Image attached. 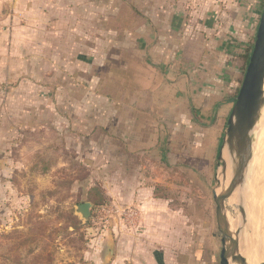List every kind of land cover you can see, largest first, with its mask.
Instances as JSON below:
<instances>
[{
	"label": "crops",
	"instance_id": "crops-1",
	"mask_svg": "<svg viewBox=\"0 0 264 264\" xmlns=\"http://www.w3.org/2000/svg\"><path fill=\"white\" fill-rule=\"evenodd\" d=\"M263 8L264 0H0V79L37 81L43 97L52 87L53 111L68 117L54 126L99 145L109 164L102 187L116 212L91 239L86 264H220L212 189ZM205 172L211 201L177 200L173 175L204 187Z\"/></svg>",
	"mask_w": 264,
	"mask_h": 264
},
{
	"label": "rangeland",
	"instance_id": "rangeland-1",
	"mask_svg": "<svg viewBox=\"0 0 264 264\" xmlns=\"http://www.w3.org/2000/svg\"><path fill=\"white\" fill-rule=\"evenodd\" d=\"M4 59L0 56V62ZM3 67L6 64H0V74ZM37 85V81L26 80L10 85L5 77L0 79V264H17V255L22 263L43 264L44 258L34 257L49 252L54 254L53 264H86L91 239L111 219L105 220L100 213L102 206L110 204L108 196L105 203L94 204L99 195L106 194L101 166L109 164L99 145L82 143L76 131L54 126L58 119L68 117H58L53 111L52 99L47 96L52 87L43 97ZM262 120L264 109L260 126ZM206 172L204 187L191 175L187 187L180 186L185 177L175 173L172 179L177 186L172 193L177 200L187 199L190 204L199 196L210 202L214 180ZM93 189L95 198L90 196ZM85 201L93 203V215L87 221L77 215L81 224L75 231L68 214L76 215V205ZM229 210L238 220L237 200ZM65 226H70V233L64 232ZM27 237L33 240L19 245ZM29 248L34 251L28 254Z\"/></svg>",
	"mask_w": 264,
	"mask_h": 264
},
{
	"label": "water",
	"instance_id": "water-1",
	"mask_svg": "<svg viewBox=\"0 0 264 264\" xmlns=\"http://www.w3.org/2000/svg\"><path fill=\"white\" fill-rule=\"evenodd\" d=\"M264 109V9L261 14L254 47L228 120V127L219 150V169L216 185L212 189L216 204V224L222 243L220 264H247L241 253L243 243L249 241L250 213L248 191L251 179L253 144L256 130L260 126ZM228 150L231 161L232 179L225 189L220 181L222 168L227 171L228 163L223 159ZM222 189V192H220ZM235 196L239 207L237 227L230 219L231 197ZM93 203L85 201L76 205L75 213L83 221L92 218Z\"/></svg>",
	"mask_w": 264,
	"mask_h": 264
},
{
	"label": "bare ground",
	"instance_id": "bare-ground-1",
	"mask_svg": "<svg viewBox=\"0 0 264 264\" xmlns=\"http://www.w3.org/2000/svg\"><path fill=\"white\" fill-rule=\"evenodd\" d=\"M262 121L263 124L261 123V126L256 130L253 144L252 178L250 179L248 195L250 235L249 241L243 243L241 248V253L246 259L247 264H264V120ZM223 159L228 163L227 171L222 168V172L220 173V181L223 185L222 187L225 189L229 186L232 179L231 161L227 149L224 150ZM220 192H222V189ZM230 201H236V197H231ZM230 219L234 222V227H237V218L231 217Z\"/></svg>",
	"mask_w": 264,
	"mask_h": 264
},
{
	"label": "trees",
	"instance_id": "trees-1",
	"mask_svg": "<svg viewBox=\"0 0 264 264\" xmlns=\"http://www.w3.org/2000/svg\"><path fill=\"white\" fill-rule=\"evenodd\" d=\"M222 144V143H221ZM96 190H100L101 191V193H103L104 194V190L103 189H96ZM94 191H95V189H93V192H91V194H90V196L92 197V198H95V193H94ZM97 191V192H98ZM92 193H94V194H92ZM94 195V196H93ZM97 195V194H96ZM97 197H98V195H97ZM107 201V195L106 194H104V196L103 195H99V199L98 200H94V204H101L102 202L103 203H105ZM102 203V204H103ZM68 216H69V219H70V221H71V225L75 228V231H78L79 230V226H80V224H81V220H80V218L77 216V215H75L73 212H70L69 214H68ZM64 232H66V234H68V233H70V226H65L64 227ZM32 241L33 239L32 238H30V237H27V238H25L24 240H22L20 243H19V245L20 244H25L26 242H28V241ZM34 251V249L33 248H29V250H28V254L29 253H31V252H33ZM40 257H42V258H44V260L43 261H41V263H43V264H53V259H54V254L52 253V252H49L48 254H38V255H35V259H38V258H40ZM22 258V257H21ZM17 261V264H27V263H22V259H20V257L17 255V259H16Z\"/></svg>",
	"mask_w": 264,
	"mask_h": 264
},
{
	"label": "built area",
	"instance_id": "built-area-1",
	"mask_svg": "<svg viewBox=\"0 0 264 264\" xmlns=\"http://www.w3.org/2000/svg\"><path fill=\"white\" fill-rule=\"evenodd\" d=\"M115 212H116L115 207L110 208V207L102 206L100 209V213L105 220L107 219V216L112 215Z\"/></svg>",
	"mask_w": 264,
	"mask_h": 264
}]
</instances>
